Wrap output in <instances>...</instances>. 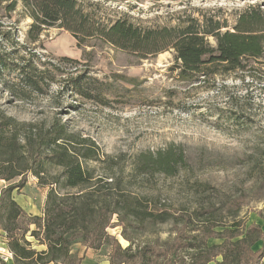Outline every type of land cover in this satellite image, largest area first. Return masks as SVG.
Listing matches in <instances>:
<instances>
[{
	"label": "trees",
	"instance_id": "16d2710c",
	"mask_svg": "<svg viewBox=\"0 0 264 264\" xmlns=\"http://www.w3.org/2000/svg\"><path fill=\"white\" fill-rule=\"evenodd\" d=\"M100 8L98 2L83 0H0V84L4 91L19 100L44 94L56 82L50 57L59 62L55 66L69 65L74 70L64 73L57 69L63 82L59 93L86 99L102 97L100 81L86 69H78L80 60L37 50L43 49L41 35L51 28L70 33L82 49L81 58L91 54L84 47L92 41L109 44L137 60L172 50L174 77L186 84L242 72L251 62L258 63L257 70L264 66L259 63L264 60V9L258 5L238 12L230 26L227 19L215 15H185L174 24L146 25L126 13L101 17L96 12ZM24 18L30 22L21 31L19 23ZM20 53L17 60L12 58ZM183 154L174 145L139 152L131 173L174 175L185 164ZM101 160L94 141L69 131L64 123L19 121L0 108V180L6 183L0 189V230L14 264H77L76 256L70 253L75 243L91 248L109 244L110 264H157L160 260L163 264H208L217 255H221L220 264H240L256 240H262L260 252L264 250V232L259 226L233 224L223 235L214 230L218 226L212 220L214 213L203 206L178 214L165 204H157L152 196L128 194L115 173L95 176L87 163ZM113 167L114 163L109 169ZM51 169L57 172L52 174ZM28 173L46 190L42 216L27 214L12 196L25 185L23 177ZM16 178L19 180L14 182ZM204 214L209 217L200 219ZM113 215L126 240L129 237L123 232L131 221L140 226L146 221H169L174 236L162 244V253L147 245L134 250L129 245L122 247L116 239L107 240L106 229ZM27 236L45 248H33ZM213 237L224 241L208 245L207 240ZM192 250L199 253L191 254Z\"/></svg>",
	"mask_w": 264,
	"mask_h": 264
},
{
	"label": "rangeland",
	"instance_id": "374dc122",
	"mask_svg": "<svg viewBox=\"0 0 264 264\" xmlns=\"http://www.w3.org/2000/svg\"><path fill=\"white\" fill-rule=\"evenodd\" d=\"M83 1L100 3L96 12L101 17L126 13L146 25L174 24L185 15H215L220 20L227 19L230 26L247 6L264 9V0ZM29 22L27 18L20 21L21 31ZM41 41L43 49L37 50L42 53L80 60L78 69H86L88 75L100 81L102 97L86 99L59 93L63 82L57 69L64 73L74 70L69 65L55 66L59 62L49 57L56 82L44 94L14 99L0 84V108L6 114L24 122L64 123L69 131L88 137L98 146L102 160L87 163L95 176L115 173L122 178L128 194L152 196L157 204H165L178 214L203 206L214 213L212 220L218 224L214 230L223 235L225 228H233V224L244 227L252 215L264 214V66L257 70L258 63L251 62L242 72L186 84L174 77L172 50L137 60L109 44L92 41L84 47L91 54L81 58L82 49L64 30L48 29ZM20 55L12 58L17 60ZM259 63L264 65V60ZM126 77L134 80L126 81ZM169 145L184 152L185 164L174 175H132V161L139 152H154ZM56 172L51 169L52 174ZM23 178L29 183L24 194L39 195L33 182L36 178L29 173ZM4 184L0 180V185ZM126 226L123 233L129 240L113 215L106 229L107 240L116 239L131 250L147 245L162 253V244H168L174 236L169 221H146L142 226L131 221ZM26 239L35 249H41L32 237ZM223 241L222 237H213L207 244L219 245Z\"/></svg>",
	"mask_w": 264,
	"mask_h": 264
},
{
	"label": "crops",
	"instance_id": "0c3cea01",
	"mask_svg": "<svg viewBox=\"0 0 264 264\" xmlns=\"http://www.w3.org/2000/svg\"><path fill=\"white\" fill-rule=\"evenodd\" d=\"M33 182H35L36 188L40 190L39 195L35 193H28V195L27 193L24 194L25 188L27 187V185H29V183L26 182L25 185L20 190V192L19 193L13 192L12 196H13V199L20 205V207L27 214L42 216V209L44 205L46 190L44 188L38 187L36 184V180ZM4 185H0V189ZM249 225H257L260 227L261 231L264 232V217H261L259 215H256V216L252 215V217H250L245 227ZM0 233H3V232L0 230ZM212 244H216V243H210V245ZM262 245H263V242L261 239L253 242L250 246V253H248L247 255L248 258L242 261L240 264H264V250L260 252ZM41 246H42L41 249L45 248V246L43 245ZM32 247L35 248V246H32ZM0 248H3L9 251V249L5 245L3 235H0ZM41 249H38V250H41ZM109 251H110L109 245L105 246L103 244L98 248H91V247H86L85 245H82L80 243H75L72 245L70 253L76 256L78 260L77 264H110ZM221 259H222L221 255H219V257H215L214 259L215 261L211 260L210 262H208V264L209 263L210 264H220ZM0 264H14L12 253L4 261L0 260ZM49 264H57V263L51 262ZM115 264H119V263H115Z\"/></svg>",
	"mask_w": 264,
	"mask_h": 264
},
{
	"label": "built area",
	"instance_id": "2783aa9c",
	"mask_svg": "<svg viewBox=\"0 0 264 264\" xmlns=\"http://www.w3.org/2000/svg\"><path fill=\"white\" fill-rule=\"evenodd\" d=\"M11 253L3 248H0V260L4 261Z\"/></svg>",
	"mask_w": 264,
	"mask_h": 264
}]
</instances>
